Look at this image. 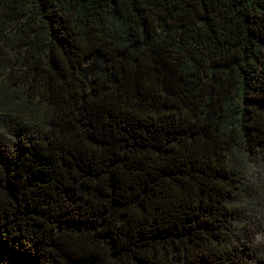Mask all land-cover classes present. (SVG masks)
I'll list each match as a JSON object with an SVG mask.
<instances>
[{
    "label": "trees",
    "instance_id": "obj_1",
    "mask_svg": "<svg viewBox=\"0 0 264 264\" xmlns=\"http://www.w3.org/2000/svg\"><path fill=\"white\" fill-rule=\"evenodd\" d=\"M264 0H0V264H264Z\"/></svg>",
    "mask_w": 264,
    "mask_h": 264
},
{
    "label": "rangeland",
    "instance_id": "obj_2",
    "mask_svg": "<svg viewBox=\"0 0 264 264\" xmlns=\"http://www.w3.org/2000/svg\"><path fill=\"white\" fill-rule=\"evenodd\" d=\"M246 176L252 183H255L258 186L264 185V165L261 163L251 164L247 169ZM261 222L264 223V211L259 213Z\"/></svg>",
    "mask_w": 264,
    "mask_h": 264
}]
</instances>
